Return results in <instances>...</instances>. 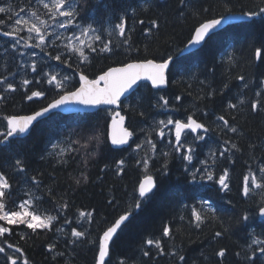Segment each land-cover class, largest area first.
I'll list each match as a JSON object with an SVG mask.
<instances>
[{
    "label": "trees",
    "instance_id": "trees-1",
    "mask_svg": "<svg viewBox=\"0 0 264 264\" xmlns=\"http://www.w3.org/2000/svg\"><path fill=\"white\" fill-rule=\"evenodd\" d=\"M31 3L35 5V0ZM9 4L18 12L19 7L28 8L29 0H0V6ZM144 4L149 5L146 12ZM226 6L231 10L228 14H242L258 10L264 4L261 0H185L183 4L180 0H80L77 22L82 26L92 24L102 40L112 41L113 47L112 53H91V63L87 66L79 64L78 67L79 62L73 57L68 60L69 67L49 59L40 49L21 48L19 51H26L28 55L20 57L11 49L13 41L0 36V75H8L9 81L17 85L16 92L4 93L6 98L0 100V133L6 132L3 116L30 115L59 95L42 77V83L37 85L35 78L39 74L33 73L30 67L22 69L21 61L30 64L35 59L43 72L59 73L58 79L71 76L73 79L66 84V90L71 91L79 87L81 70L91 79L108 67L144 58H154L157 62L168 57L174 59L165 90H154L143 83L130 98L122 101L121 111L127 127L134 131L126 148L115 149L110 144L109 123L115 110L109 108L89 114H52L38 122L27 137H9V143L0 145V171L12 185V198L6 210L22 200L32 199L41 214L58 216L51 230L38 229L35 233L25 225H5L12 233L6 234L7 242L17 244L24 253L18 264H22L23 258L29 264H95L96 246L90 241L102 235L139 198L136 189L144 172L136 161L142 157H151L149 174L155 178L157 187L142 207L133 211L131 219L114 238L110 247L111 264H120L121 260L125 264H253V261L264 264L259 245L252 244L256 237L264 239V221L259 215L264 189H254L248 197L242 194L243 177L249 167L259 176L258 165L264 163V108L253 112L250 107L253 100L260 99L255 93L264 92L260 84L264 80V14L252 21L230 25L211 36L198 51L179 56L194 35V29L201 22L224 14ZM121 15L127 17L126 35L121 37L115 32L109 35ZM0 19L11 24L8 14H0ZM152 19L158 21L159 27L148 34ZM139 20L145 23L140 24ZM58 32H65L66 36L67 31ZM126 38L130 49L123 44ZM53 39L48 38L49 44ZM64 43L65 40L56 41L60 47L52 45L46 51L53 55L65 52ZM95 46L99 48L101 43L96 42ZM256 48H261L260 59L255 57ZM33 51L35 57L30 55ZM62 58L68 59V54L65 52ZM241 75L244 80L238 79ZM24 78L33 80L27 86L28 91L20 87ZM32 90H45L47 95L27 100ZM209 92L213 95L209 96ZM160 96L169 100L167 108L159 106L163 103ZM176 96L181 97L180 101L175 100ZM240 99L246 103L237 109L227 107L229 102L237 103ZM188 115L209 129L207 133L189 134V141L195 136H205L203 141L192 143L195 152L191 164L182 159L185 148L177 153L172 147L174 125L164 129L163 138L157 134L159 120L172 118L187 122ZM220 115L236 126L238 132L231 133L224 128L223 122L217 120ZM149 140L155 144L154 150ZM225 140L236 143L240 151L233 150L221 158L222 147H230L224 145ZM137 144L142 147L137 149ZM53 145L58 147L53 149ZM163 152L170 155L165 158ZM212 152L216 153L214 165L209 159ZM16 159L25 161V172L15 168ZM120 159L126 161L125 171L117 175L116 162ZM165 160L167 174H162ZM204 160H209L217 178L228 168L230 191H220L218 184L207 179L191 180L190 173L195 168L202 169L200 162ZM33 176L39 180L38 185L33 183ZM83 176H87V181H83ZM77 179L81 184H76ZM204 201L215 210L216 218H211ZM65 202L68 207L61 210L60 205ZM192 208L210 217L200 228L190 223ZM81 211L92 214L91 222L79 216ZM245 215L249 216L246 221ZM66 218L72 221L70 225L64 223ZM164 225L172 230L171 238L163 236ZM72 227L87 230L88 235L71 244L69 241L75 239L70 236ZM216 231L222 235L215 237ZM149 238L161 240L165 255H158L154 246L145 243ZM3 243L4 238L0 237V245ZM49 244L56 245L53 251H49ZM221 249L225 250L224 257L217 255ZM145 250L150 251L148 257L143 256ZM7 251L11 254V250ZM58 252L63 255H57ZM169 252L177 255H168ZM179 255L185 259L180 261ZM0 264H4L3 254Z\"/></svg>",
    "mask_w": 264,
    "mask_h": 264
},
{
    "label": "snow or ice",
    "instance_id": "snow-or-ice-1",
    "mask_svg": "<svg viewBox=\"0 0 264 264\" xmlns=\"http://www.w3.org/2000/svg\"><path fill=\"white\" fill-rule=\"evenodd\" d=\"M180 3H185V0H180ZM261 3L264 4V0H261ZM80 0H35V5L29 0L28 8L19 7V11H14L11 4L8 6H0V14H8V21H11V24H7L5 20L0 19V36L10 38L13 43H11V49L14 52H18L20 57L28 55L26 51H19V49H40L45 56L49 59L61 62L63 64L71 67V64L68 63L69 59L73 57L79 62V64H84L85 66L91 63L90 54L91 53H112V41L104 42L101 35L97 34V29L93 27L92 24L87 26H81L77 20L80 17ZM41 9L43 12H41ZM143 10L146 12L149 10V5L144 4ZM207 11V9H205ZM135 12V9H133ZM231 10L229 8L225 9L224 14L207 19L199 24L198 27L194 29V35L189 41V44L198 45L210 38L211 35L215 34L216 30L223 27L225 24H230L234 19L233 15H230ZM23 14V15H22ZM264 14V7L258 6V10H249L242 12V16L248 19H253L257 16ZM46 17V18H45ZM140 24H144V20L138 21ZM151 27L147 29V33L151 34L153 29L159 27L158 21L152 19L150 21ZM127 27V17L121 15L119 17V22L114 25V28L109 31V35H112L115 32L117 35L124 37L126 35ZM5 28L9 30H4ZM57 29L73 30L72 34L69 36H64L63 33L58 32ZM74 29H78L79 33ZM54 37L49 44L48 38ZM66 40L67 43L63 44V49L68 54V59H63L65 52H57L53 55L51 52H47L46 48L52 45H55L57 48L60 45L56 44V41ZM96 42H100L101 46L97 48L95 46ZM124 45H127L128 48H131L129 44V38H126L123 41ZM138 51V50H137ZM31 57L36 56V52H31ZM255 57L257 59L261 58V48L255 49ZM172 57L167 59H162L157 62L154 58L148 59L144 58L143 60L133 61L124 63L116 67H108L106 71H102L99 75H96L94 78H89L83 70H81L79 75V87L74 90H66V84L71 81L73 78L71 76H63L58 79L59 73H49L43 72L42 69L38 68L37 61L32 59L30 64L21 61L20 67L31 68L33 73H38L39 75L35 78V83L37 85L43 82H46L54 90L58 92V98L53 99L45 107H41L39 110L35 111L31 115H5L2 117L6 121V132L0 133V145H6L9 143V137H18L25 133H28L30 129L34 126V122L38 123L41 118L49 115L53 110L59 109L61 106L69 103H78L82 105L89 106H98V105H114L119 107L122 104L121 97L125 95L130 89H133L134 86H138V82L146 81L150 82L152 88H162L167 83L166 73L169 70ZM9 75L14 76L15 73H10ZM42 77V78H41ZM238 79L244 80V76H239ZM33 80L22 79L20 81V87L24 88L25 91H28L27 86L31 85ZM261 88L264 89V80L260 82ZM247 86V85H246ZM0 87L3 91L0 92V100H4L6 97L4 93L16 92L17 85L9 81L8 75H0ZM225 88L228 87L227 84L224 85ZM47 92L45 90H32L30 95H27V100H32L33 98H44L46 97ZM209 96L213 95V92L208 93ZM255 96L260 99H255L251 102L250 107L253 112L258 111L261 108H264V92L257 91ZM181 97L176 96L175 100L180 101ZM159 100L163 103L159 105L160 107L167 108L169 106V100L164 96H160ZM246 101L244 99L238 100L237 103H231L227 105L229 109H237L239 106L244 105ZM206 114V113H205ZM116 117H119L117 120ZM217 120L223 122V127L226 128L231 133H237L238 128L234 125L229 124V120L225 118L224 115L217 117ZM125 117L121 116L119 112H115L112 119V133H111V143L113 145H126L129 142V138L134 135V131H129L128 128L124 127ZM158 132L157 134L163 138L165 136L164 129L169 125H174V134H175V144L172 145L175 152L179 153L181 148H185V154L182 156V159L187 161L189 164L193 161V155L195 149L192 147V143L195 140L203 141L205 139L204 135L195 136L192 141H189L188 137L190 133H197L198 130H202L204 133H207L209 129L205 127L203 123L197 122L193 118V115L187 116V122H183L179 119L168 118L167 120L158 121ZM182 134H184V139L182 141ZM95 139H99L96 137ZM152 149H155V144L151 140L148 141ZM172 143L171 141L169 142ZM224 145H230V147H222V150L219 152L221 158L225 157L226 153L231 154L233 150L236 152L240 151L238 145L231 140H225ZM58 145H53V149H56ZM137 149L141 148L142 145L137 144ZM254 147V146H252ZM63 149H61V155L63 154ZM163 157L167 158L170 155V152H163ZM216 153L212 152L209 159L211 164L216 163ZM230 158V157H228ZM150 160L151 157L140 158L136 161L138 165H142L144 176L143 179L139 181L138 191L139 198L135 200L134 205L130 210L124 212V214L119 215L118 218L114 220L109 226L103 230L102 235L98 236L96 240L90 241L96 246V254L94 257L95 264H111L110 259V242L113 240V237L118 233V230L122 229V226L126 225V222L132 216L133 211L140 209L142 207L143 201L150 198V194H153V190L157 187L154 177L150 173ZM126 161L120 159L116 162V173L117 175L122 174L125 171L124 165ZM203 165V168H195L191 173L190 177L193 182L198 178L200 180L207 179L208 181H214L219 185L220 191H230V173L228 168H224L222 173L217 177L212 170L209 160H204L200 162ZM15 168L23 173L25 172V161L21 159L15 160ZM162 174H167V160L162 165ZM185 171H188V168H185ZM259 176L256 172L249 167L248 174L243 177V187L242 194L245 197H248L254 189H264V163L258 165ZM199 174V176H198ZM87 176H83V181H87ZM32 181L35 184H39V180L36 176L32 177ZM76 184H81V180L77 179ZM12 185L9 183V178L6 174L0 171V221L4 222L0 224V237L4 238V243L0 245V254L4 255V264H18V260L24 256V253L17 244L8 243L7 236L11 235V229L5 225H25L26 228L31 229L35 233L38 229L41 230H51L53 222L58 219L57 215H44L41 214L38 208L34 204V200L25 199L22 200L19 205H16L14 208H8L6 210V204L12 198ZM14 203V202H13ZM111 203V201H109ZM203 205L207 206L208 212L212 214L211 218H216L215 210L211 208L210 205H207V202H202ZM67 202L60 205V209H67ZM18 209V210H17ZM91 213H85L83 211L79 212V216L84 219H89ZM259 215L264 217V199L261 200L259 207ZM191 216L193 220H190V223L194 222L196 228H200L201 225L205 222L206 219L210 218L206 213L197 211L196 208L191 209ZM181 220L184 219L183 216L180 217ZM249 216H243V220H248ZM91 222V221H90ZM65 224H71L72 221L67 218L64 220ZM58 232H63V229L57 228ZM228 229H224L227 231ZM179 231V229H177ZM88 235L87 230L80 231L76 227L71 228L70 236L75 238L71 239L69 242L71 244H77L81 238H85ZM173 235L172 230L168 225L163 227V236L171 238ZM222 235L221 231L215 232V237H220ZM23 239V237H21ZM145 243L149 246H154L158 250V255H165V250L162 247L161 240L157 239H147ZM252 244H258V251L261 254H264V239L256 237L252 240ZM55 244H49V251L55 249ZM250 247V246H249ZM11 250V254L7 251ZM19 254V255H17ZM150 251H143V256L148 257ZM57 255H63V253L58 252ZM168 255L175 256L177 253L169 252ZM217 255L219 257L225 256V250L221 249ZM239 255V253H237ZM255 255V251L253 252ZM185 257L179 255V260L183 261ZM22 264H29L27 258H23ZM120 264H125L124 260L120 261ZM253 264L255 262L253 261Z\"/></svg>",
    "mask_w": 264,
    "mask_h": 264
},
{
    "label": "water",
    "instance_id": "water-1",
    "mask_svg": "<svg viewBox=\"0 0 264 264\" xmlns=\"http://www.w3.org/2000/svg\"><path fill=\"white\" fill-rule=\"evenodd\" d=\"M230 15H233V16H234V19L232 20V22H231L230 24H225V25H223L222 28L216 30L215 34L218 33V32H220V31H222L223 29L227 28V27L230 26V25H234V24H237V23H241V22H246V21H252V20H254V18H253V19H248V18H246V17H243L242 14H230ZM213 35H214V34H213ZM213 35H211V36H213ZM5 38H7V37H5ZM208 39H209V38H206V40H205L204 42H202L201 44H198V45H192V44H189V43H188V44L183 48V50L181 51V53L179 54V56H180V57H182V56H187V55H190V54H192V53L198 51L200 48H202V47L204 46V44L207 42ZM173 61H174V59L172 58V61H171L170 66H169V70H170V68H171V65H172ZM169 70H168L167 73H166L167 80H168ZM168 81H169V80H168ZM143 83H146V84H148V85L151 86L150 82L140 81V82H138V86H134L133 89H130L127 93H125V95L121 97V100L124 101V100L130 98V97H131V96H132V95H133V94L139 89L140 85L143 84ZM167 87H168V83H167L164 87H162V88H159V89H157V88H153V89H154V90H165ZM104 108L114 109L115 112H119L121 116H124V115L122 114V111H121V105H120L119 107L114 106V105H103V104H102V105H98V106H89V105H82V104H78V103L73 102V103H69V104L63 105V106H61L59 109H55V110H53L49 115H47V116L44 117V118H41L40 121H42V120L48 118L49 116H51L52 114H56V113H61V114H63V115L89 114V113H95V112H97V111H99V110H101V109H104ZM32 114H33V113H32ZM114 114H115V113H114ZM114 114H113V116H112V119H113V117H114ZM30 115H31V114H30ZM22 116H23V115H22ZM124 117H125V116H124ZM112 119H111V121H110V124H109V131H108V137H109L110 144H111L112 147L115 148V149H123V148H126V147L131 143L133 136L129 138V142H128V144H126V145H119V146H118V145H113V144L111 143ZM116 119L118 120L119 117H116ZM40 121H39V122H40ZM197 122H198V121H197ZM199 123H200V122H199ZM36 124H37V123L34 122V126H35ZM34 126L30 129V131H29L28 133H25V134L21 135L20 137H21V138L27 137V136L31 133V131H32V129L34 128ZM124 127L128 128V127H127V119H126V117H125V121H124ZM128 130L131 131L129 128H128ZM201 131H202V130H198L197 133H199V132H201ZM183 135H184V134H182V136H183ZM154 179H155V178H154ZM155 181H156V180H155ZM154 190H155V189H154ZM154 190H153V191H154ZM150 195H151V194H150ZM131 217H132V216H131ZM131 217L129 218V220L131 219ZM260 217L264 219V217H262V216H260ZM129 220H128V221H129ZM128 221H127V222H128ZM127 222H126V223H127ZM122 227H123V226H122ZM119 231H120V230H118V232H119ZM117 234H118V233H117ZM117 234H116V235H117ZM116 235L113 237V240H114V238L116 237ZM113 240L110 242V247H111V244H112Z\"/></svg>",
    "mask_w": 264,
    "mask_h": 264
},
{
    "label": "rangeland",
    "instance_id": "rangeland-1",
    "mask_svg": "<svg viewBox=\"0 0 264 264\" xmlns=\"http://www.w3.org/2000/svg\"><path fill=\"white\" fill-rule=\"evenodd\" d=\"M82 26V25H81ZM83 27V26H82ZM58 30H61V31H63L64 29H57V31ZM76 32H77V34L79 33V30L78 29H74ZM72 31L73 30H67V32H66V36H69V35H71L72 34ZM62 33H65V32H62ZM66 41V40H65ZM66 43H67V41H66ZM1 256H2V254H0Z\"/></svg>",
    "mask_w": 264,
    "mask_h": 264
},
{
    "label": "bare ground",
    "instance_id": "bare-ground-1",
    "mask_svg": "<svg viewBox=\"0 0 264 264\" xmlns=\"http://www.w3.org/2000/svg\"><path fill=\"white\" fill-rule=\"evenodd\" d=\"M102 6H103V5H102ZM121 8H122V7H121ZM260 218H261V217H260ZM261 220H262V221H264V219H263V218H261Z\"/></svg>",
    "mask_w": 264,
    "mask_h": 264
}]
</instances>
